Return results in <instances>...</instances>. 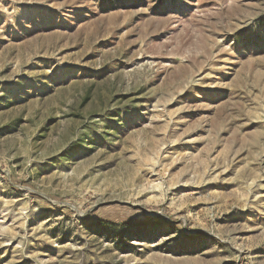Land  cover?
<instances>
[{
  "label": "rangeland",
  "instance_id": "374dc122",
  "mask_svg": "<svg viewBox=\"0 0 264 264\" xmlns=\"http://www.w3.org/2000/svg\"><path fill=\"white\" fill-rule=\"evenodd\" d=\"M0 264H264V0H0Z\"/></svg>",
  "mask_w": 264,
  "mask_h": 264
}]
</instances>
